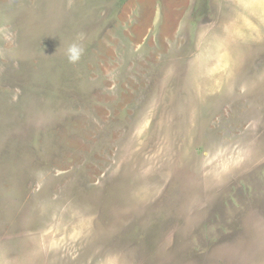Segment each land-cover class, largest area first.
<instances>
[{
  "label": "rangeland",
  "instance_id": "obj_1",
  "mask_svg": "<svg viewBox=\"0 0 264 264\" xmlns=\"http://www.w3.org/2000/svg\"><path fill=\"white\" fill-rule=\"evenodd\" d=\"M0 264H264V0H0Z\"/></svg>",
  "mask_w": 264,
  "mask_h": 264
},
{
  "label": "clouds",
  "instance_id": "obj_2",
  "mask_svg": "<svg viewBox=\"0 0 264 264\" xmlns=\"http://www.w3.org/2000/svg\"><path fill=\"white\" fill-rule=\"evenodd\" d=\"M79 39L82 40L83 37L81 36ZM83 51H84V48L81 43L73 42L69 44L66 49V56H67L68 61L70 63L78 62L81 56L83 55Z\"/></svg>",
  "mask_w": 264,
  "mask_h": 264
},
{
  "label": "crops",
  "instance_id": "obj_3",
  "mask_svg": "<svg viewBox=\"0 0 264 264\" xmlns=\"http://www.w3.org/2000/svg\"><path fill=\"white\" fill-rule=\"evenodd\" d=\"M242 1H245V0H242Z\"/></svg>",
  "mask_w": 264,
  "mask_h": 264
}]
</instances>
